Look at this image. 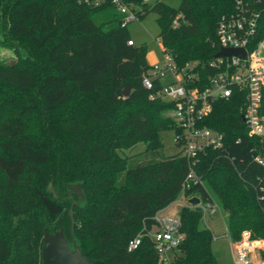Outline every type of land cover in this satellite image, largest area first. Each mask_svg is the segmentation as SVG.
<instances>
[{
	"label": "trees",
	"instance_id": "trees-1",
	"mask_svg": "<svg viewBox=\"0 0 264 264\" xmlns=\"http://www.w3.org/2000/svg\"><path fill=\"white\" fill-rule=\"evenodd\" d=\"M124 1L141 7L139 19L155 12L162 51L193 85L208 83L217 24L236 0ZM123 18L111 1L0 0V49L16 55L10 64L0 58V264H43L45 228L55 227L93 259L158 264L147 233L181 194L190 166L181 151L162 153L160 133L176 129L168 115L174 104L143 85L148 46L134 42ZM263 39L264 11L256 41ZM161 84L155 79V89ZM245 107L239 92L213 103L203 124L224 133V147L200 155L194 169L202 183L184 191L220 205L233 241L244 230L264 239V165L255 160L263 143L249 134ZM138 143L141 152L123 154ZM78 183L84 198L68 188ZM179 217L184 238L171 264H223L212 230L200 227L203 212L184 205Z\"/></svg>",
	"mask_w": 264,
	"mask_h": 264
},
{
	"label": "built area",
	"instance_id": "built-area-1",
	"mask_svg": "<svg viewBox=\"0 0 264 264\" xmlns=\"http://www.w3.org/2000/svg\"><path fill=\"white\" fill-rule=\"evenodd\" d=\"M80 1L94 6L111 1L117 10L124 14L123 26L138 19V11L141 9L140 6L127 4L124 0ZM263 11L264 0H236V10L221 17L216 30L219 49L244 48L246 55L215 57L211 66L216 72L205 85H193L194 76L186 75V69L180 70L168 53H165L163 63L151 64L150 71L142 78L143 85L152 90V98H162L174 104L168 115L176 123L175 142L189 160L190 166L181 192L184 197L185 189L202 183V178L194 169L200 155L208 149L224 147V133L203 124L216 100L229 98L235 92L244 93L246 107L243 117L248 125L249 134L260 137L263 143L261 150L264 148V116L260 114L264 91V39L256 41ZM129 44H133V40H130ZM252 45L255 47L251 48ZM166 75L172 79L168 83H163L161 80ZM155 79L162 83L158 89H155ZM255 160L264 165V152L257 154ZM185 205L190 204L186 201ZM201 208L203 214L222 211L214 200H202ZM164 210H159L154 215L156 224L147 234L154 242L158 264H171L184 233L180 229V217L165 214ZM227 235L230 238L228 231ZM140 241V235L131 240L129 250L135 249ZM230 244L233 264H264V239L254 238L248 230H244L239 240L233 241L230 238Z\"/></svg>",
	"mask_w": 264,
	"mask_h": 264
},
{
	"label": "rangeland",
	"instance_id": "rangeland-1",
	"mask_svg": "<svg viewBox=\"0 0 264 264\" xmlns=\"http://www.w3.org/2000/svg\"><path fill=\"white\" fill-rule=\"evenodd\" d=\"M162 1L170 6L178 7L182 0H148L149 3ZM128 29L136 44L146 43L149 53H153L152 59L156 62L163 63L165 53L161 49V41L159 38L160 25L157 22V14L153 11L148 12L142 19L132 20L128 23ZM0 58L6 62L16 59V55L7 48L0 49ZM172 78L168 75L162 78L163 83H168ZM163 148L162 153L165 156L175 155L180 151L179 146L175 142V130L167 129L160 133ZM145 148L144 143H138L131 149L124 150L125 155H134L141 152ZM53 189L57 193L53 183ZM187 198L182 194L165 208L164 213L171 216L179 217L181 208L185 205ZM201 228H209L212 230L214 240L212 244L213 251L218 260L223 264L232 263V249L230 238L227 235V228L224 220V212L218 211L214 214L206 213L200 222Z\"/></svg>",
	"mask_w": 264,
	"mask_h": 264
},
{
	"label": "water",
	"instance_id": "water-1",
	"mask_svg": "<svg viewBox=\"0 0 264 264\" xmlns=\"http://www.w3.org/2000/svg\"><path fill=\"white\" fill-rule=\"evenodd\" d=\"M232 55L244 57L246 55V50L244 48L221 47L216 52L215 57ZM7 63H14V61ZM130 91V85H127L123 90L124 96H128ZM262 151L264 152V148H262ZM68 188L71 192H74L81 198H84L81 183L69 184ZM48 191L53 193L56 198L58 197V194L53 189L52 183H50ZM187 201L190 205L194 206L197 211L202 210V199L199 196L193 195L189 197ZM70 214L72 217L71 233L72 236H74L73 206L71 207ZM42 259L43 264H107L103 260L93 259L85 255L74 237L72 241L69 240L65 234L64 227H55L53 232L49 231L48 228H45Z\"/></svg>",
	"mask_w": 264,
	"mask_h": 264
},
{
	"label": "crops",
	"instance_id": "crops-1",
	"mask_svg": "<svg viewBox=\"0 0 264 264\" xmlns=\"http://www.w3.org/2000/svg\"><path fill=\"white\" fill-rule=\"evenodd\" d=\"M147 2H148V0H147ZM161 49L163 50L162 44H161ZM153 55H154L153 53L150 54V53L148 52L147 59H148V61H149L150 64H153V63L156 62L154 59H152ZM216 257H217V256H216Z\"/></svg>",
	"mask_w": 264,
	"mask_h": 264
},
{
	"label": "flooded vegetation",
	"instance_id": "flooded-vegetation-1",
	"mask_svg": "<svg viewBox=\"0 0 264 264\" xmlns=\"http://www.w3.org/2000/svg\"><path fill=\"white\" fill-rule=\"evenodd\" d=\"M76 203L78 202V201H75Z\"/></svg>",
	"mask_w": 264,
	"mask_h": 264
}]
</instances>
